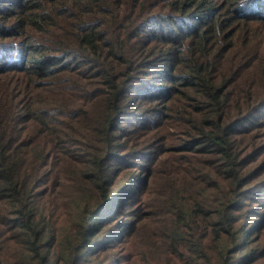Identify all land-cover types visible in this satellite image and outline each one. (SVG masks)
<instances>
[{"label":"trees","instance_id":"obj_1","mask_svg":"<svg viewBox=\"0 0 264 264\" xmlns=\"http://www.w3.org/2000/svg\"><path fill=\"white\" fill-rule=\"evenodd\" d=\"M132 88L147 101L134 107L150 114L142 128L158 115L181 141L148 138L147 227L127 233L136 258L250 259L243 245L259 225L241 217L244 199L264 190V0H0V264H97L87 220L101 225L119 161L141 152L120 154ZM67 160L91 168L82 179L101 189L66 237L58 189L67 181L50 190L47 169ZM142 182L129 175L116 193L136 195Z\"/></svg>","mask_w":264,"mask_h":264},{"label":"rangeland","instance_id":"obj_2","mask_svg":"<svg viewBox=\"0 0 264 264\" xmlns=\"http://www.w3.org/2000/svg\"><path fill=\"white\" fill-rule=\"evenodd\" d=\"M15 47L18 48L19 46L17 45ZM159 75L158 72L154 70L152 72L151 80L155 82ZM139 82L140 81L135 84ZM127 96L129 101L128 117L121 120V126L117 127V131H121V141L124 145V151L120 154H127L132 157L136 153V150L132 149L136 148H139L141 152L131 160V163H126V160L124 159L119 161V164L122 163V166L119 168L120 171L111 184V187L114 188L111 199L112 201L107 205L104 211L96 214L98 220L100 218H103L104 220L101 225L96 228L94 220H91V222L87 220L86 226H89L90 229L94 230L90 233L91 240L93 241L91 246L92 250L90 249V258L97 264H143L139 258H136L137 253L139 252V250L135 252V239H137V237L129 236L127 233L128 229L132 227L131 229L137 232L140 231L143 235L147 227L146 221L143 220L145 213L143 204L139 198L141 199L144 196L140 197L144 189V170H147L150 167V161H148V159L152 152L148 147V138H157V141L161 143L162 148L179 145V143H181V141L175 136L177 134L175 129L169 127L170 122H162V120L158 118V115L154 116V118L157 119V125H154L153 128H142L141 119L148 118L150 114L145 111L146 108L143 110L142 108L134 109V107H136V105L143 107L147 104V101L140 100L136 102L134 100V97L136 96L134 88L129 90ZM160 101L161 100L159 99L155 101V108L161 106ZM261 121L262 124L260 126L264 125V119H261ZM131 131L139 132L131 133ZM158 131L160 132L158 133ZM257 133H259L260 136H263L264 128H259ZM155 143L156 142H153L151 144L155 145ZM47 170L50 172L49 178H47L49 180V185H47L50 190L56 189L59 183L63 184L67 181L65 187H60L58 189V191H61V196H67V200L61 198L59 202L61 206V219L65 236L67 237V234L69 236L76 235L80 232V222L83 223L82 210L87 209L88 211L89 208L92 209V206L100 197V184L98 186L95 185L93 183L94 180L90 177L87 180H83L82 173H91L93 170L87 167L86 172L84 165L78 167L70 160H67L66 163H58L56 166L52 165L48 167ZM92 174L96 175L95 171ZM133 174H136V176L142 179L143 182L142 184L138 183L140 189L136 191V195L134 191L131 193V196L124 198L123 193L118 194L116 192L123 186V179ZM145 177H147V175ZM258 178L264 180V174H260ZM252 197L254 199H244L241 223L246 220V218H244L246 215H251L252 218L249 220L251 222L247 225L244 224V226L248 228L259 225V228L253 231L251 240L243 245L245 251L249 252V255H251L250 259L248 261L246 260V254H243L240 259H242L241 264H264V222L262 223L261 216L264 212V205L262 204L264 202V190L257 189ZM117 204H120V206L113 214H111L114 206ZM78 206L82 209L81 211L76 212ZM97 211L98 210H95V212ZM137 215L141 218L139 224H137ZM56 240L57 238L55 237L54 242ZM243 240L245 241V239L241 237V241Z\"/></svg>","mask_w":264,"mask_h":264}]
</instances>
